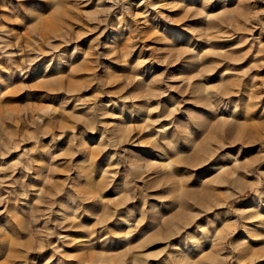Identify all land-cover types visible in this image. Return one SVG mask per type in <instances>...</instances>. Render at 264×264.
<instances>
[{
    "label": "rangeland",
    "instance_id": "obj_1",
    "mask_svg": "<svg viewBox=\"0 0 264 264\" xmlns=\"http://www.w3.org/2000/svg\"><path fill=\"white\" fill-rule=\"evenodd\" d=\"M258 263L264 0H0V264Z\"/></svg>",
    "mask_w": 264,
    "mask_h": 264
},
{
    "label": "bare ground",
    "instance_id": "obj_2",
    "mask_svg": "<svg viewBox=\"0 0 264 264\" xmlns=\"http://www.w3.org/2000/svg\"><path fill=\"white\" fill-rule=\"evenodd\" d=\"M255 220L258 218V215H254V217H253ZM256 222H258L257 220H256ZM260 222H262V221H260ZM248 249V248H247ZM246 251V248L244 249V252ZM259 264V263H258Z\"/></svg>",
    "mask_w": 264,
    "mask_h": 264
}]
</instances>
